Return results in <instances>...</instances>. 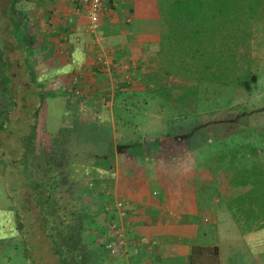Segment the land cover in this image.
Segmentation results:
<instances>
[{"label": "rangeland", "instance_id": "obj_1", "mask_svg": "<svg viewBox=\"0 0 264 264\" xmlns=\"http://www.w3.org/2000/svg\"><path fill=\"white\" fill-rule=\"evenodd\" d=\"M9 1L11 11L8 10ZM51 1L4 0L0 3V122L3 120L6 126L0 132V160L6 163L3 170L12 181L23 232L16 249L10 252L12 255L3 256L9 242L0 243V264H60V254L54 248L59 243L64 249L68 247L69 261H78L74 249L85 245L98 253V264H129L127 258L111 259L104 253L103 231L107 229L108 218L116 219L114 215L107 216L103 210L113 200L114 177L110 171L105 177H99L95 170L85 166L106 155L107 150L99 145L102 141L79 138L72 142L63 137L56 144L58 133H52L59 130V126H72L75 116L69 115L67 118H71V123L55 128L48 115L50 98L65 99L67 107L73 104L67 91L71 79L67 65L72 46L68 44L66 30L57 29L50 9ZM21 4H26L27 10L23 11ZM161 6L163 10L166 5ZM249 7V17H254L231 29L238 83L222 97L226 102L245 103L249 108L261 109L264 108V17L258 18L254 1ZM110 8L115 10L117 6L112 4ZM158 10V18L162 20L159 5ZM16 21L19 28L15 32ZM7 76H10L8 90L4 87ZM167 79L171 80V77ZM177 82L184 86L188 84L187 79H177ZM254 117L261 129L239 132L241 135L229 139L227 145L213 144L206 148L203 161L199 159L208 175L200 181L212 182L210 186L217 184L220 193L209 187L221 201L224 194L238 192V184L245 176L244 166L264 161V112L260 111ZM93 120L88 119L85 126L103 131L102 123ZM25 136H28L26 140ZM74 159L80 167L78 175L81 174L75 182L71 178ZM231 162L237 166L236 170L225 177L224 168ZM85 167L92 170L91 175L84 174ZM36 184L39 185L37 188ZM40 184L44 185L46 193H41ZM46 197L43 204L41 199ZM44 215L47 219H43ZM7 217V212L0 211L4 224ZM63 222L73 224L67 232L77 242L75 245L67 246L59 236L58 228L64 226ZM230 229L227 227L228 231ZM8 232V229L0 228V236Z\"/></svg>", "mask_w": 264, "mask_h": 264}, {"label": "crops", "instance_id": "obj_2", "mask_svg": "<svg viewBox=\"0 0 264 264\" xmlns=\"http://www.w3.org/2000/svg\"><path fill=\"white\" fill-rule=\"evenodd\" d=\"M105 2L102 31L98 35L88 31V18L74 9L73 0H52L50 9L57 29L66 30L68 44L72 46L67 65L71 72L68 85L76 83L80 90L77 98L71 99L69 115L85 126L88 119H94V110L100 111L101 120L95 118L92 122H101L106 130L111 129L115 140V108L144 98L149 106L154 101L149 92L154 89L156 79L151 81L149 74L150 70H157L155 77L163 75L156 68L158 49H155L162 20L158 18V0ZM109 4H116L117 8L113 10ZM8 10L11 11L10 5ZM101 96H108L107 108L98 105ZM112 150L115 160L105 167L114 177L111 201L129 203L127 221L134 237L158 241L152 253L142 249L138 256L129 258V264H143L150 258L165 264H193V258L196 264L264 263V258L253 252L247 234L242 235L236 226L228 225L231 233L219 222L221 198L211 191L217 184L210 186L212 182L200 181L208 175L196 151H187V156L165 163L154 156L138 157L116 140ZM5 165L0 160V211L7 212L9 217L4 219L5 225L0 219L2 229L9 230L0 236V243L9 242L3 256L16 249L23 234L17 197L3 170ZM213 224L217 225V237L210 229ZM204 241L209 248L218 247L217 257L211 253L193 254V247Z\"/></svg>", "mask_w": 264, "mask_h": 264}, {"label": "trees", "instance_id": "obj_3", "mask_svg": "<svg viewBox=\"0 0 264 264\" xmlns=\"http://www.w3.org/2000/svg\"><path fill=\"white\" fill-rule=\"evenodd\" d=\"M253 1L258 18H263L264 0H158L163 13L156 68L162 70L163 75L157 78V70H150L151 81L156 79L154 89L149 92L154 99L152 105L149 106V101L144 98L115 108L117 143L127 146L138 157L154 156L165 163L183 158L190 151H196L202 160L207 147L213 144L227 145L229 139L241 135L239 132L261 129L254 114L264 112V108L253 109L245 103L226 102L222 97L226 92L234 90L238 83L231 29L254 17H249V4ZM161 4L166 5L163 10ZM21 8L27 10V5L21 4ZM18 28L19 22L16 21L14 31ZM167 77H171V80ZM177 79H187L188 84L180 85ZM9 82L10 76H7L4 86L6 90ZM47 107L55 128L63 123H71V118H67L70 113L65 99L50 98ZM71 125L67 128L59 126V130L52 132L58 133L56 144L63 137L72 142L79 138L102 141L98 143L107 150L106 155L85 166L95 169L99 177H105L108 173L107 164L114 156L112 130H106L103 126V131L99 132L96 127H86L76 121ZM5 127L2 120L0 132ZM27 137H23L24 140ZM76 163L74 159L71 169L74 182L81 175H78L80 167ZM86 167L84 174L91 175V170ZM236 167L231 162L224 168L227 173L225 177L235 172ZM244 167L245 176L238 184V192L228 196L224 194L222 197L219 222L226 226L234 225L240 234H247V239L252 241L253 252L264 258V161ZM44 188V185L40 187L42 194L46 193ZM49 189L47 187V191ZM215 191L221 192L218 187H215ZM47 199H41L42 203ZM42 217L47 219L46 215ZM0 225L2 228L3 222ZM63 225L58 228L59 236L67 246L75 245L77 242L67 232L73 224L63 222ZM216 227V224L210 227L215 235ZM103 234L105 237V230ZM54 248L60 254V264H98V253L85 245L74 249L78 261L68 260V247L64 249L61 243ZM104 253L113 259L106 249ZM209 253L217 257L218 247L209 248L205 241L193 247L195 255ZM193 264H196L194 258Z\"/></svg>", "mask_w": 264, "mask_h": 264}, {"label": "built area", "instance_id": "obj_4", "mask_svg": "<svg viewBox=\"0 0 264 264\" xmlns=\"http://www.w3.org/2000/svg\"><path fill=\"white\" fill-rule=\"evenodd\" d=\"M74 9L77 12H84L88 18V31L93 35H98L102 31V15L106 8L105 0H73ZM76 83L67 85L68 97L76 99L80 90L75 87ZM108 96H101L99 104L102 108L109 106ZM101 120L102 114L94 110V119ZM129 203L125 200H115L104 207V213L107 216L114 215L116 219L108 218L104 248L112 258H131L138 256L142 249L152 253L158 241L155 238L134 237L132 235V226L127 221ZM117 220V221H116ZM143 264H165L150 258Z\"/></svg>", "mask_w": 264, "mask_h": 264}]
</instances>
